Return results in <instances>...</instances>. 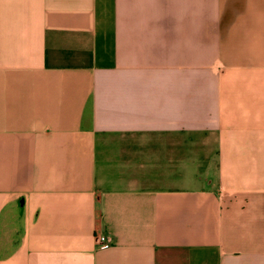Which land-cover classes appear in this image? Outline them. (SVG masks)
Wrapping results in <instances>:
<instances>
[{"label": "crops", "instance_id": "crops-1", "mask_svg": "<svg viewBox=\"0 0 264 264\" xmlns=\"http://www.w3.org/2000/svg\"><path fill=\"white\" fill-rule=\"evenodd\" d=\"M0 264H264V0H0Z\"/></svg>", "mask_w": 264, "mask_h": 264}, {"label": "built area", "instance_id": "built-area-1", "mask_svg": "<svg viewBox=\"0 0 264 264\" xmlns=\"http://www.w3.org/2000/svg\"><path fill=\"white\" fill-rule=\"evenodd\" d=\"M96 239H97L98 246L101 249H106L111 246L112 238L110 234L99 232L96 235Z\"/></svg>", "mask_w": 264, "mask_h": 264}]
</instances>
